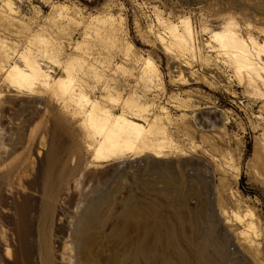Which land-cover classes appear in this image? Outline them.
Masks as SVG:
<instances>
[{"label": "rangeland", "instance_id": "374dc122", "mask_svg": "<svg viewBox=\"0 0 264 264\" xmlns=\"http://www.w3.org/2000/svg\"><path fill=\"white\" fill-rule=\"evenodd\" d=\"M0 8L1 37L31 48L35 32L60 64L77 51L108 63L120 95L150 104L167 133L159 157L95 162L72 102H55L45 87L27 107L30 95L8 87L0 68V264H132L142 244L172 264H264L263 100L210 38L232 21L240 36L264 40V0H0ZM157 15L190 19L193 56L164 51ZM144 57L160 71L155 85L139 78ZM178 66L188 83L176 80ZM101 79L88 78L90 96L100 99ZM249 213L257 231L245 238L236 217Z\"/></svg>", "mask_w": 264, "mask_h": 264}, {"label": "bare ground", "instance_id": "6f19581e", "mask_svg": "<svg viewBox=\"0 0 264 264\" xmlns=\"http://www.w3.org/2000/svg\"><path fill=\"white\" fill-rule=\"evenodd\" d=\"M4 3L7 7L10 5V2ZM156 21L169 37L167 42L160 33L156 35L164 51L173 46L176 59H181L186 53L194 55L195 36L189 18H181L179 23H175L157 15ZM234 25V22L228 21L220 28L211 30L210 38L219 50L226 53L239 80L248 87L250 94L263 100L261 106L264 108V40H257L251 36L242 37L236 32ZM39 36V33H32L33 39L38 40L39 44L31 48L18 47L14 42L0 36V68L3 69V78L7 80V86L12 90L30 95L26 100L27 107L37 105V96L45 87L50 89L55 102H72L87 128L86 147L91 150L90 158L95 162L118 159L126 154L135 157L149 152L159 157L163 153L166 147L163 142L167 134L166 127L152 114L150 104L141 102L136 96L120 95L115 89L117 80L111 81L112 78L104 74L110 70L108 63L98 61L94 56L91 57L93 60L87 61L88 56L77 51L76 55L60 64L58 54L53 52L55 47L46 41L41 42L42 39L37 38ZM72 47L73 50L79 49L77 45ZM138 70L139 78L148 86L155 85L161 80L157 64L148 57L139 62ZM75 71L81 72L80 78L74 75ZM186 75L189 76V72H186ZM186 75L181 66H178L175 71L176 80L183 83L187 79ZM92 76L102 77L100 99L90 96L84 88L88 78ZM106 102L119 103L121 110H111ZM201 118L200 115L199 119ZM236 218L244 223L241 233L245 238L248 233L257 231L251 213ZM86 225V220H80L77 232H83ZM208 238L210 237L205 238L206 241ZM157 250L155 245H139L136 250L139 260L133 261L132 264H140L137 261H141V264H172L171 260L166 258V254L165 257H160ZM192 256L196 255L192 253ZM201 256L203 258V255ZM203 259L205 260V257ZM199 260V257L198 259L195 257L186 264H205L207 261L201 263ZM214 260L211 261L214 263ZM211 261H207L206 264H212Z\"/></svg>", "mask_w": 264, "mask_h": 264}]
</instances>
